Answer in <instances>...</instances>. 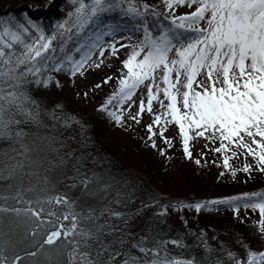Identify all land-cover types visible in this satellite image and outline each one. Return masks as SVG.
I'll list each match as a JSON object with an SVG mask.
<instances>
[{
    "label": "trees",
    "instance_id": "obj_1",
    "mask_svg": "<svg viewBox=\"0 0 264 264\" xmlns=\"http://www.w3.org/2000/svg\"><path fill=\"white\" fill-rule=\"evenodd\" d=\"M45 2L46 9H40ZM136 2L164 11L161 0ZM74 7L70 0H0V18L25 23L27 14L50 35ZM59 44V40L53 41V48L55 56L62 57ZM71 54L79 59L78 53ZM124 60L102 72H91L78 86L68 84L73 75L70 64L62 71L45 73L52 77L47 87L28 85L29 95L39 105L40 123L21 124L27 135L19 143L0 139V176L6 177L0 178V264H80L83 252L89 253L94 264H101L116 251L142 256L128 242L141 238L161 256L167 253L169 258L193 259L195 264H234L229 253L245 260L248 251H264L258 210L244 208L242 201L235 202L238 213L233 205L209 203L264 192V173L255 167L250 172L241 170L246 163L255 166L252 157L231 159V169L236 170L233 176L223 167V154L211 150L219 147L218 140H191L189 147L194 150H190L189 159L178 127L168 138L169 145L156 125L149 139L147 126L152 121L145 125L141 118L139 123L131 119L137 108L127 113L120 125L108 115L112 107L98 110L116 93L118 80L126 73L120 64ZM108 77L111 80L104 83ZM68 117L76 123L68 121L66 126ZM84 179L91 181L87 193L81 183ZM58 196L75 202L77 212L95 210L98 219L82 221L80 227L96 232L104 225L96 233L98 239H89L86 247L80 236H61L52 244L44 243L61 223L71 226L70 221L62 220L68 209L54 202ZM197 203L203 205L199 212L184 207ZM28 209L40 212V218ZM112 211L121 215L113 216ZM121 238L127 242L123 246ZM72 240L79 241V247L70 243ZM173 240L180 246L164 243ZM121 259L117 257V261Z\"/></svg>",
    "mask_w": 264,
    "mask_h": 264
},
{
    "label": "snow or ice",
    "instance_id": "obj_2",
    "mask_svg": "<svg viewBox=\"0 0 264 264\" xmlns=\"http://www.w3.org/2000/svg\"><path fill=\"white\" fill-rule=\"evenodd\" d=\"M70 2L75 6L74 10L67 13V18L59 22L56 31L50 35H46L27 14L25 23L0 18V139L19 143L27 135L19 127L21 124L40 123L39 105L29 95L28 85L47 87L52 77L45 73L62 71L65 64H70L72 74L76 75L97 50L100 62L94 63V67L99 68L106 51L115 56L120 49L131 48L121 62L126 73L119 78L116 93L99 111H107L108 105L117 97V108H121L132 100L141 86H146V104L141 99L139 109L131 119L139 123L138 117L145 110L153 112V102L160 104L164 111L154 114L153 123L147 126L149 139L155 134L153 125L160 126L163 120L164 124L178 127L187 158L192 157L189 147L192 139L203 138L210 143L218 140L219 147L211 150L223 154V167L231 170L233 176L236 170L231 169L229 161L240 155L245 159L250 156L256 162L255 166L246 163L242 171L250 172L255 167L264 173V0H161L163 12L156 6L138 4L136 0ZM185 5L188 8L195 5V11L176 15V8ZM124 32L129 35L121 36V39H131L136 34L141 38L134 45L115 40L116 35ZM105 37L113 38L107 47L104 46ZM56 40L60 41L62 57L55 56L53 41ZM70 43L71 48L68 47ZM173 51L174 56L169 59ZM72 52L78 53L79 59H75ZM109 80L111 77L104 83ZM161 93L167 104L160 99ZM108 115L117 125L121 124L122 117L117 112L109 111ZM68 121L76 123L68 117L66 126ZM164 131L165 128L160 127L162 138ZM164 142L171 144L167 138ZM155 146L153 143L152 147ZM21 147L27 151L26 145L21 144ZM90 182V179L81 181L85 193ZM237 201H242L246 209L258 210L260 219L257 223L264 238V192L244 193L209 203L233 205V210L238 213ZM54 202L68 209L62 220L70 221L71 226L61 223L57 230L48 234L44 243L52 244L61 236H80L86 247L89 239H98L96 233L104 225H99L96 232L80 227L82 221L98 219L95 210L77 212L75 202L65 196L55 197ZM184 207L199 212L203 205L197 203ZM28 211L40 218V212ZM48 214L56 215L54 212ZM110 214L121 215L114 211ZM119 242L122 246L127 243L123 238ZM128 242L142 256L130 251H116L109 253L107 262L101 264H195L193 259L169 258L167 253L161 256L157 249L145 246L144 238ZM70 243L79 247L77 240ZM164 243L180 246L175 240ZM104 251H108L107 246ZM88 256L87 252L81 253L80 264H94ZM228 256L234 264H264V251H248L245 260L236 258L233 253ZM117 257L122 259L117 261Z\"/></svg>",
    "mask_w": 264,
    "mask_h": 264
},
{
    "label": "rangeland",
    "instance_id": "obj_3",
    "mask_svg": "<svg viewBox=\"0 0 264 264\" xmlns=\"http://www.w3.org/2000/svg\"><path fill=\"white\" fill-rule=\"evenodd\" d=\"M48 3H44L40 8L45 10L46 6ZM33 7V6H31ZM195 5H193L192 8H188L186 5L183 7H179V10L177 11L179 15L181 14H185V13H190L192 11H195ZM39 8V7H38ZM178 8V7H177ZM203 26V25H202ZM129 35L128 32H124L122 34H118L115 37V40L119 41L120 43L123 44H128V45H134L137 43V39L139 38L138 34L136 35H132L131 39H121V36L127 37ZM105 47H107L108 43H112L113 42V38L112 37H105ZM117 48H119V43L117 44ZM131 48H122L120 49V51L117 53V55L113 56L110 55L109 52H105L104 56L101 58L103 60V63L100 65L99 68L94 67V63H99L100 61L97 59L99 57V51H95L91 57V60L88 61V63L85 65V67L81 70V72L77 73L76 75H71L68 81V84H72V86L76 85L78 86V84L81 83V81L86 78L87 75H89L91 72H102L105 68H107L108 66H115V65H119L118 61L122 60V59H126L127 55L130 53ZM174 56V51L173 53H170L169 55V59L173 58ZM122 65V63H120ZM162 74V73H161ZM200 79H203V76L200 77ZM148 82H145V85ZM147 88L146 86H141L136 93L133 95V98L131 101H128L126 103H124L122 105L121 108H117V103H118V99L115 100V103H111L108 106L112 109L111 111L113 112H117V114L121 115L122 119L126 118L124 117L127 113L132 112L135 108H137V111L139 109V104L141 99L145 100V104H146V100H147ZM161 100H164V97L161 93L160 96ZM164 103L167 104V100H164ZM129 104H131V107L129 108ZM114 105V106H113ZM137 111L135 112V115L137 113ZM162 111H164L161 107L160 104L158 102H153V112L149 113L147 110H145V112H143L138 119L141 118L142 122L146 125L149 124V122H153V118H154V114H160ZM170 118V117H169ZM159 130L160 127H164L165 131L163 134L164 138H169L172 137V135L174 134V132L177 130V126L175 124H164V121H161L160 126H156ZM160 135V132H158ZM161 136V135H160ZM162 138V139H164ZM259 139V138H257ZM194 143H202V141H205L206 139L203 138H194L192 139ZM193 148H191L190 150H192ZM194 150V149H193ZM192 150V151H193ZM182 176V174L178 175V177L180 178Z\"/></svg>",
    "mask_w": 264,
    "mask_h": 264
},
{
    "label": "water",
    "instance_id": "obj_4",
    "mask_svg": "<svg viewBox=\"0 0 264 264\" xmlns=\"http://www.w3.org/2000/svg\"><path fill=\"white\" fill-rule=\"evenodd\" d=\"M55 231V230H54ZM51 233V232H50Z\"/></svg>",
    "mask_w": 264,
    "mask_h": 264
}]
</instances>
